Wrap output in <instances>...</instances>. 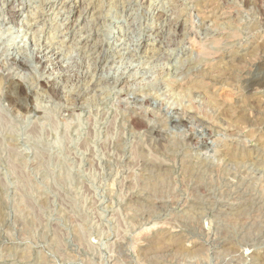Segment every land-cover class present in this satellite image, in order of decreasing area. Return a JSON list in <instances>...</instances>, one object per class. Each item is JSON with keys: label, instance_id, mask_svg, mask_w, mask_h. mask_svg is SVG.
<instances>
[{"label": "rangeland", "instance_id": "374dc122", "mask_svg": "<svg viewBox=\"0 0 264 264\" xmlns=\"http://www.w3.org/2000/svg\"><path fill=\"white\" fill-rule=\"evenodd\" d=\"M22 1L0 0V264H264V0Z\"/></svg>", "mask_w": 264, "mask_h": 264}, {"label": "bare ground", "instance_id": "6f19581e", "mask_svg": "<svg viewBox=\"0 0 264 264\" xmlns=\"http://www.w3.org/2000/svg\"><path fill=\"white\" fill-rule=\"evenodd\" d=\"M11 1V0H10ZM14 1H16V0H14ZM20 1V6H16L14 3H12L11 5H10V9H9V12H10V14H11V16L12 17H15V16H17L20 12H21V6H25L26 4H25V2H23L22 0H19ZM4 3V2H3ZM176 3V2H175ZM29 5V4H28ZM28 5H26V7H28ZM9 6V5H8ZM23 6V7H24ZM8 10V9H7ZM33 11V10H32ZM93 11V10H92ZM82 12H83V10H82ZM30 13H32V12H30ZM82 14V13H81ZM42 15V14H41ZM37 17V16H36ZM38 19L39 18H37L36 20H33V21H35V22H31L30 24H31V26H35L37 23H38ZM29 20V19H28ZM31 21V20H30ZM66 21V20H65ZM64 22V21H63ZM70 24V23H69ZM27 25V24H26ZM84 25V24H83ZM62 26V25H61ZM75 26V22H74V24H72V26L71 27H74ZM44 31V30H43ZM64 32V31H63ZM16 33V32H15ZM29 33V32H28ZM41 34V33H40ZM85 34V33H84ZM26 35V34H25ZM37 35V34H36ZM33 36V35H32ZM42 37V36H41ZM37 39V38H36ZM79 39V38H78ZM100 39V38H99ZM80 41V40H79ZM99 43V42H98ZM38 44V43H37ZM36 44V45H37ZM79 44V43H78ZM123 44V43H122ZM41 46V45H40ZM50 47V46H49ZM48 47V48H49ZM14 48V47H13ZM19 48V47H18ZM73 48V47H72ZM20 49V48H19ZM46 49L47 48H45V49H43V51L41 52V54L40 53H38V54H40V56H38V57H41V55H43L44 57L46 56V54H42L43 52H45L46 51ZM52 48L50 47V51L49 52H46V53H50L52 50H51ZM79 49V48H78ZM95 48H93V49H89V50H85V52L87 53V52H91V51H93ZM23 52V51H22ZM120 53V52H119ZM10 54V53H9ZM13 54V53H12ZM47 54V55H48ZM16 56V55H15ZM72 56V55H71ZM16 57H18V56H16ZM23 57V56H22ZM21 57V58H22ZM36 57V56H35ZM38 57H36V58H38ZM43 57V58H44ZM87 57V56H86ZM9 58H11L10 56H9ZM15 58V57H14ZM11 58V59H13V60H15V62H16V64L18 65V64H20L21 66L22 65H24V60L22 61V60H20V59H17V58ZM47 58V57H46ZM49 58V57H48ZM53 57H51V58H49L50 60L52 59ZM10 59V60H11ZM24 59V58H23ZM40 59V58H39ZM90 59V58H89ZM131 59V58H130ZM5 60V59H4ZM97 60V59H96ZM3 61V60H2ZM56 61V60H55ZM54 60L52 61V64L53 65H56V63H58V62H55ZM11 63H13V62H11ZM28 63V62H27ZM27 63H25V64H27ZM63 63V62H62ZM80 63V62H79ZM15 64V63H14ZM52 65V66H53ZM94 65V64H93ZM122 65V64H121ZM16 66V65H15ZM25 66H27V65H25ZM63 66V65H62ZM8 67V66H7ZM63 68V67H62ZM66 68V67H65ZM68 68V67H67ZM66 68V69H67ZM191 68V67H190ZM194 68V67H193ZM12 69V68H11ZM113 69V68H112ZM124 69V68H123ZM84 70H86V69H84ZM69 72V71H68ZM79 72V71H78ZM82 72V71H81ZM87 72V71H86ZM126 72V71H125ZM11 73V72H10ZM9 73V74H10ZM13 73V72H12ZM11 73V74H12ZM123 73V72H122ZM1 74V73H0ZM11 74H10V76H11ZM67 73L64 71V72H62V73H60V75L59 76H57V77H54V76H50V77H47V79L42 83L41 82V84H43L44 86H46L47 88H49V90H51L52 92H54V94L57 92H59L60 90H61V88H60V90L58 91V88H59V84H61L62 83V81L64 82V80H62L64 77H65V75H66ZM5 75V74H4ZM7 75H8V73H7ZM6 75V76H7ZM16 75V74H15ZM54 75V74H53ZM80 75V74H79ZM83 75V74H82ZM86 75L87 74H85V75H83V76H78V77H80L82 80H84L85 81V78H86ZM13 76H14V74H13ZM13 76H11V77H8L7 79H6V81H8L9 83H10V87H11V89L12 90H9L7 93H6V95H7V100H8V102H10L11 104H15V105H22V104H20L19 103V100H20V98H17L16 96H18V95H14L13 94V91H15V89H17L18 91H19V96H23L24 98H28L30 95H31V90L28 88V89H26L25 88V85H24V83H23V81L22 80H20L21 79V77H20V79H17V78H15V77H13ZM49 76V75H48ZM96 76V75H95ZM119 76V75H118ZM122 75H120V77H121ZM126 76H130V75H126ZM135 76V75H134ZM1 77V76H0ZM5 77V76H4ZM120 77H116L117 79L119 78V80L121 81V80H123V76L120 78ZM77 78V77H76ZM79 78V79H80ZM94 78V77H93ZM92 78V79H93ZM116 79V80H117ZM3 80V79H2ZM5 80V79H4ZM4 80H3V82H4ZM81 80V81H82ZM5 81V82H6ZM41 81V80H40ZM76 81V80H75ZM80 81V80H79ZM114 81H115V79H114ZM66 82V81H65ZM68 82V81H67ZM117 82H118V80H117ZM33 83V82H32ZM76 83V82H75ZM79 83V82H78ZM7 85H8V83H6ZM246 84V83H245ZM92 85V84H91ZM31 88H34V87H31ZM85 88V87H84ZM89 88V87H88ZM67 89V88H66ZM48 90V89H47ZM18 91H16V92H18ZM254 91V90H253ZM51 92V93H52ZM15 93V92H14ZM76 93V92H75ZM81 93V92H80ZM88 93V92H87ZM199 93V92H198ZM53 94V93H52ZM61 94V93H60ZM79 94V93H78ZM85 94V93H84ZM56 95V94H55ZM59 95V94H58ZM82 95V93L79 95V97ZM57 96V95H56ZM75 96V95H74ZM76 96H78V95H76ZM72 97V96H71ZM70 97V98H71ZM72 99V98H71ZM74 99V98H73ZM7 100H6V102H7ZM76 100H77V98H76ZM68 101V100H67ZM7 102V103H8ZM21 102H22V99H21ZM73 103H74V101H73ZM80 103V102H79ZM9 104V103H8ZM10 104V105H11ZM20 107V106H19ZM78 107V106H77ZM41 110V109H40ZM72 110V109H71ZM37 111V110H36ZM31 113V112H30ZM136 113H138V112H136ZM39 114V113H38ZM133 116L132 115H130V119H131V122H132V124L135 126V127H137V128H141V127H145V122H144V119H142L141 117H139V116H137L134 112H133ZM192 114V113H191ZM140 115V114H139ZM182 118V117H181ZM194 118V117H193ZM179 119V118H178ZM183 119V118H182ZM169 120V119H168ZM179 120H181V119H179ZM178 120V121H179ZM202 120H203V118H202ZM174 126V125H173ZM181 126V125H180ZM186 126V125H185ZM169 129V128H168ZM174 129V128H173ZM187 135V134H186ZM160 136V135H159ZM188 136V135H187ZM191 139V138H190ZM190 142V141H189ZM164 227V226H163ZM166 228V227H165ZM164 228V229H165ZM163 230V229H162ZM171 231V230H170ZM170 231H168L167 230V234H171L170 233ZM159 232V231H158ZM157 232V233H158ZM152 233V232H151ZM151 233H150V235H151ZM162 233V232H161ZM155 234V233H154ZM165 235V234H164ZM159 235H153V236H150L146 241H144V242H146V245H149V244H151L152 242H154V241H156L157 239V237H158ZM156 239V240H155ZM154 240V241H153ZM160 240V239H159ZM183 240V239H182ZM174 241H175V239H174ZM171 242H173V241H171ZM176 242H177V240H176ZM181 243V242H180ZM174 244H176V243H174ZM178 244V243H177ZM262 256V255H261Z\"/></svg>", "mask_w": 264, "mask_h": 264}]
</instances>
